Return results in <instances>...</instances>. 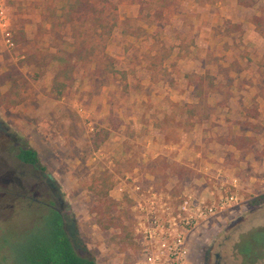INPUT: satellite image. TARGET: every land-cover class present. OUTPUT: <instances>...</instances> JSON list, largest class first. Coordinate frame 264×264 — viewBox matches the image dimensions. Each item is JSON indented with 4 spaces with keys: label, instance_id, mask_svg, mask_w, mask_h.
I'll return each instance as SVG.
<instances>
[{
    "label": "rangeland",
    "instance_id": "obj_1",
    "mask_svg": "<svg viewBox=\"0 0 264 264\" xmlns=\"http://www.w3.org/2000/svg\"><path fill=\"white\" fill-rule=\"evenodd\" d=\"M68 1L0 0L13 42L0 27V73L17 63L26 79L21 102L0 105V258L12 264L14 252L45 232L41 215L56 208L80 252H91L98 264H132L137 245L124 247L121 229L103 230L95 221L97 200L88 188L93 176L111 175L110 195L120 201L118 213L134 237L137 212L130 195L135 180L146 187L155 184L172 207L187 191L185 185L199 191L212 184L207 169H234L254 187L239 191L245 201L236 212L192 231L188 264H245L234 246L245 232L264 225V200L252 203L263 195L264 103L259 110L261 102L251 96L240 103L246 105L241 110L233 95H221L222 82L209 69L203 72L200 61L228 53L259 58L264 0H178L160 21L149 5L147 16L139 17L140 2L154 0H114L120 25L108 51L119 72L101 76L96 63H78L74 80L58 95L52 91L58 69L53 55L65 44L54 38L49 21ZM255 15L261 19L259 30ZM250 24L255 32L250 33ZM137 26L146 29L139 37L123 32ZM246 39L254 49L247 48ZM199 77L206 95L188 128L181 105L198 101L194 83ZM257 83L264 97V77ZM103 129L108 137L97 146ZM237 135L255 141L238 149L230 144ZM25 142L38 150L39 167L18 159ZM256 264H264V258Z\"/></svg>",
    "mask_w": 264,
    "mask_h": 264
},
{
    "label": "trees",
    "instance_id": "obj_2",
    "mask_svg": "<svg viewBox=\"0 0 264 264\" xmlns=\"http://www.w3.org/2000/svg\"><path fill=\"white\" fill-rule=\"evenodd\" d=\"M178 0H154L147 1L145 5L140 2L139 17L147 16L144 10L149 5L154 8V20H162L165 13ZM154 21H150L152 23ZM256 29L259 30L261 19L257 15L253 17ZM50 31L55 39L61 40L65 47H60L53 55L58 64L54 75L52 91L58 95L63 94L74 80L78 63H96L95 72L101 76H111L119 72L115 64V58L108 51V43L120 25L118 16V3L114 0H69L66 7L55 10L51 14ZM123 32L134 36H141L146 32L142 26L134 29L127 28ZM70 38L66 40L65 38ZM69 47L71 49H69ZM204 79L199 77L194 83V96L196 102H186L181 105L185 114L184 122L189 128L193 126L194 118L198 114L199 103L205 98ZM8 85V86H7ZM193 85V83H191ZM0 105L8 107L17 106L26 92V79L22 75L19 64L11 63L6 70L0 73ZM258 130L260 125L255 124ZM107 130L99 133L95 143L99 146L107 139ZM255 137L251 135H237L230 144L238 149H243L253 144ZM17 157L19 160L34 167L41 165V157L37 149L25 142L19 147ZM45 170V167H41ZM113 179L108 173L93 176L88 183V188L97 200L92 207L95 212V221L103 230L121 229L120 240L124 247L135 245L130 235L129 225H124L122 215L118 213L120 201L110 195L113 187ZM129 204L133 200L126 197ZM264 200V196L252 203L258 204ZM45 222V232L36 234L31 243L21 246L12 255V264H98L91 252H80L75 246L72 233L67 228L64 214L56 208H48V212L41 215ZM7 239H5L4 243ZM236 251L242 255L245 264H256L264 258V225L254 227L244 235L235 246ZM0 264H10L5 258H0Z\"/></svg>",
    "mask_w": 264,
    "mask_h": 264
},
{
    "label": "built area",
    "instance_id": "obj_3",
    "mask_svg": "<svg viewBox=\"0 0 264 264\" xmlns=\"http://www.w3.org/2000/svg\"><path fill=\"white\" fill-rule=\"evenodd\" d=\"M0 27L11 42L9 21L0 4ZM264 186V176L261 178ZM136 227L134 242L137 256L132 264H188L192 231L233 214L243 200L235 189L206 199L195 192H184L177 205H172L153 187L133 184ZM264 194V193H263Z\"/></svg>",
    "mask_w": 264,
    "mask_h": 264
},
{
    "label": "crops",
    "instance_id": "obj_4",
    "mask_svg": "<svg viewBox=\"0 0 264 264\" xmlns=\"http://www.w3.org/2000/svg\"><path fill=\"white\" fill-rule=\"evenodd\" d=\"M248 28H250V33L253 31L255 32V28L254 29L253 27L251 28V24L250 27ZM208 35L211 34L208 33ZM262 40L264 41L263 38ZM244 41L246 42L244 44H247L248 49L255 48L252 46L253 45L252 40L246 39ZM242 45L243 44H241L240 47ZM263 46L264 44H262V47ZM243 47L246 46L244 45ZM263 57H264V53H262L259 58L253 54L243 56L240 54L230 55L228 53V55L220 56L218 59H213L210 61L209 60L200 61V65H201L200 67L204 66L203 72H206V70L209 69L210 74H214L215 77H218V79H220L224 87V93H222L221 95H223L224 97H226V95L228 94L233 95L231 99L235 100L234 102H236V106H238V108H240L241 110L244 109L246 105H244V107H241L240 103L243 102V104H246L250 100H252L250 99L251 96H256L257 97L256 100H258V103L261 102L260 103L261 107L259 110H262V102L264 103V97L262 96V89L258 85L257 79L264 77V59L263 60L260 59ZM207 170H208L207 174H209L214 178L212 184L211 185L205 184V186H203V188L200 189L199 191L194 190V188L189 185H185V188L187 189L188 192L191 191L195 192L199 196H203L209 200L221 195L223 192L227 191L228 189H235V191H237L240 194L241 192L239 191L247 189L246 188L247 184L249 189L254 187L253 181H248V183H245L243 178H241L235 171H233L234 169H207ZM263 176L264 174L262 175V177ZM135 182L139 183L137 182V180H135L133 184H135ZM154 186L155 184H151V186L149 187L146 186L144 187L152 188ZM131 188H133V185ZM132 193L130 196L134 200L137 195H134ZM263 193H264V186L262 189V194ZM262 196H264V194ZM241 198L244 202L245 199L243 197ZM227 215L228 214H226L225 216Z\"/></svg>",
    "mask_w": 264,
    "mask_h": 264
},
{
    "label": "flooded vegetation",
    "instance_id": "obj_5",
    "mask_svg": "<svg viewBox=\"0 0 264 264\" xmlns=\"http://www.w3.org/2000/svg\"><path fill=\"white\" fill-rule=\"evenodd\" d=\"M250 230H251V229H250ZM250 230H249V231H250ZM249 231H247V232H249ZM247 232H245L244 235H246ZM239 241H240V240H238V241L236 242L235 246L237 245V243H238ZM235 246H234V250H235V252H236Z\"/></svg>",
    "mask_w": 264,
    "mask_h": 264
}]
</instances>
